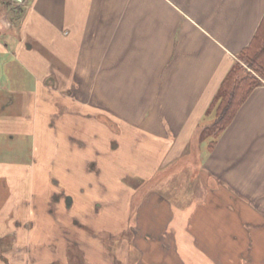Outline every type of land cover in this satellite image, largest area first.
I'll use <instances>...</instances> for the list:
<instances>
[{
  "label": "crops",
  "instance_id": "crops-1",
  "mask_svg": "<svg viewBox=\"0 0 264 264\" xmlns=\"http://www.w3.org/2000/svg\"><path fill=\"white\" fill-rule=\"evenodd\" d=\"M20 7V13L0 11V39L11 35L14 53L29 75L24 78L15 68L8 73L19 83L0 86V134L28 133L36 144V129L50 128L51 155L69 170L67 185L76 196L99 184L89 175L94 170L102 175L108 156L128 161L131 168L123 172L135 171L140 184L155 176V167L189 169L195 215L183 223L212 225L215 202L222 196L229 222L257 224L264 238V78L223 131L202 135L216 121L212 103L223 80L264 18V0H27ZM9 48L0 40V51ZM43 113L45 123L39 125ZM100 113L113 123H100ZM105 139H116L117 147H106ZM114 169L122 167L114 163ZM190 183L185 193L191 192ZM34 186L29 201L11 204L18 211L28 207L23 223L32 217ZM154 201L147 207L153 210ZM70 202L84 207L82 197ZM57 206L68 209L71 224L78 218L72 206ZM142 208L138 204L135 222L147 216ZM17 214L11 222L19 228ZM0 232L3 239L11 234ZM208 237L217 238H198ZM16 240L6 246L8 252L15 251ZM32 247L26 246L30 255ZM35 249L36 262L51 263L39 246ZM257 251L260 255L262 249Z\"/></svg>",
  "mask_w": 264,
  "mask_h": 264
},
{
  "label": "rangeland",
  "instance_id": "rangeland-1",
  "mask_svg": "<svg viewBox=\"0 0 264 264\" xmlns=\"http://www.w3.org/2000/svg\"><path fill=\"white\" fill-rule=\"evenodd\" d=\"M20 6L7 0L0 1L2 12L20 13L19 9H23ZM0 40L1 43L10 44L8 50L0 51V86L12 87L19 80L8 72L18 68L24 78L29 74L14 53L11 35L4 33ZM246 57L247 52L242 53L235 63L237 78L255 76L258 79L257 71L248 64ZM56 99L61 100L60 97ZM211 113L217 116L218 103ZM46 115H41L39 125L45 123ZM96 117L103 125L113 123L108 114L100 113ZM15 119L10 117V120ZM92 122L98 129L97 122ZM118 129L122 132L127 130L126 127ZM36 130L39 136L36 144L28 133L17 134L15 138L0 134V230L8 229L11 233L5 239L0 238V264H39V260L35 261V257L39 258V255H35L37 246L41 255L51 262L49 264H85V255L90 258L91 264H252V261L253 264H264V238L259 237L258 225L230 223V213L226 212L222 196H218L215 202L218 213L212 225L201 227L194 222L183 223V220L193 221L195 215L192 207L195 181L188 173L189 169L179 166L155 167V176L140 184L142 179L134 174L135 171L123 172V168H131L128 161L106 155L109 160L102 175H97V170L89 175L90 182L99 184L87 186L82 194L76 196L67 185L72 179L65 175L69 170L63 168L62 163L58 164L51 155L50 128L39 126ZM107 131H110L108 127ZM216 133L213 124L207 126L202 135ZM114 140L105 139L106 147H117ZM127 140L129 146L135 148ZM135 156L133 154V160ZM96 162L91 159V168L97 167ZM114 163L120 164L122 169H114ZM119 172H122L121 175ZM191 180V192L186 189L185 193L184 188ZM71 183L81 185L75 181ZM31 184H35L34 208L31 210L32 217L23 223L28 207L21 206L22 210L18 211L19 208L11 204L16 200L29 201ZM45 196L49 198L48 201H45ZM77 197H82L84 207L72 206L71 199ZM152 200H156L153 210L147 207ZM107 201L111 206L106 205ZM58 202L65 203L66 207L72 206L78 217L73 224L68 209L59 208ZM138 204L144 208L140 210L141 214L147 215L142 218L143 222H135ZM27 205H31L30 202ZM16 211L20 217V223H17L19 228L11 222V216ZM21 228L23 232L19 234L17 229ZM16 236L19 240H16L15 251L8 252L6 246L11 245ZM28 244L33 245L34 253L31 255L26 250ZM259 248L262 249L260 255L257 251ZM249 249H255L256 255H251Z\"/></svg>",
  "mask_w": 264,
  "mask_h": 264
},
{
  "label": "trees",
  "instance_id": "trees-1",
  "mask_svg": "<svg viewBox=\"0 0 264 264\" xmlns=\"http://www.w3.org/2000/svg\"><path fill=\"white\" fill-rule=\"evenodd\" d=\"M244 52H247L246 58L248 64L255 68L259 78L257 79L255 76L237 78L235 72L237 69L236 64L229 71L212 103V108L215 105L217 106L218 103L219 113L214 122V127L217 131L216 134H219L228 126L240 104L245 100L251 90L260 84L264 78V18L253 40Z\"/></svg>",
  "mask_w": 264,
  "mask_h": 264
},
{
  "label": "built area",
  "instance_id": "built-area-1",
  "mask_svg": "<svg viewBox=\"0 0 264 264\" xmlns=\"http://www.w3.org/2000/svg\"><path fill=\"white\" fill-rule=\"evenodd\" d=\"M7 1H10L11 3H16V4H19V5H23L26 3L27 0H7Z\"/></svg>",
  "mask_w": 264,
  "mask_h": 264
}]
</instances>
